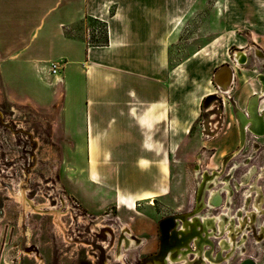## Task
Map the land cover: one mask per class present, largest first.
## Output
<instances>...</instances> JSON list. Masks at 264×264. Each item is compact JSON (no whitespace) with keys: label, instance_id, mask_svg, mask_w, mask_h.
<instances>
[{"label":"crops","instance_id":"obj_1","mask_svg":"<svg viewBox=\"0 0 264 264\" xmlns=\"http://www.w3.org/2000/svg\"><path fill=\"white\" fill-rule=\"evenodd\" d=\"M248 43L264 63V0H0V77L20 66L39 83L50 71L63 130L77 147L78 130L90 131L85 161L70 163L85 178L74 194L92 211L117 205L119 188L154 200L170 175L174 72L236 64L235 46L247 65Z\"/></svg>","mask_w":264,"mask_h":264},{"label":"rangeland","instance_id":"obj_2","mask_svg":"<svg viewBox=\"0 0 264 264\" xmlns=\"http://www.w3.org/2000/svg\"><path fill=\"white\" fill-rule=\"evenodd\" d=\"M93 23L104 31L102 24ZM212 26L205 23L206 31L213 30ZM248 47L254 49L249 43ZM235 49L240 48L231 49L236 62L229 63L235 69L232 86L225 92L219 91L227 103L223 128L215 136H205L199 114L203 97L216 90L213 75L221 64L202 70L175 71L174 130H169L173 139L170 175L167 185L153 190L156 196L164 195L155 196L153 204L148 198L137 200L140 192L119 188L117 205L112 200L105 211L87 209L74 194L76 186L84 189L85 178L79 175L83 173L81 168L71 165L70 158L85 161V139L90 131L78 130L77 147L67 130H63L62 98L59 92L53 97L50 71L42 69L44 78L39 83L24 79L20 66L13 68L10 81L0 77V264L160 263L154 261L155 255L162 253V249L167 251L162 221L183 216L176 219L177 224L185 222V215L193 216L202 175L216 171L230 180L235 191L232 197L235 225L241 226L238 214L248 222L239 229L236 261L233 263L231 259L230 264H241L247 258L253 264H264V130L258 134L247 130L244 147L236 156H230L240 148L238 112L242 109L247 113L254 96L262 92L258 74H264V63L253 50L244 65L237 59ZM257 109L260 113L264 109V94L257 98ZM111 145L105 144L102 152L113 150L117 154L118 149ZM90 152L93 153L92 148ZM224 160H228L225 165ZM251 169L254 172L249 184L238 190L237 185L243 183ZM164 170H168L167 166ZM253 185L260 191L252 192L248 211H255L256 202L263 208L262 213L254 215V220L247 211H239L245 207L242 194ZM95 192L109 194L103 184L95 185ZM210 213L217 211L208 209L198 214ZM124 225L132 229L127 237L137 244L125 246L121 240Z\"/></svg>","mask_w":264,"mask_h":264},{"label":"flooded vegetation","instance_id":"obj_3","mask_svg":"<svg viewBox=\"0 0 264 264\" xmlns=\"http://www.w3.org/2000/svg\"><path fill=\"white\" fill-rule=\"evenodd\" d=\"M244 55V54H243ZM247 56V54H245V57ZM244 58V56H242ZM241 58V60L243 59ZM247 59V58H246ZM234 62V61H233ZM232 64V62H230ZM229 63L226 64H222L220 65L216 70L215 73L217 71H219L222 67L227 66V65H231ZM233 65V64H232ZM231 65V66H232ZM233 67V66H232ZM233 70H235L233 68ZM234 77H235V71H234ZM261 77L263 80H261ZM214 79V85H215V92L213 94H210L208 96H204L201 103H200V117H201V127L202 130L205 134V136H207V132H206V128H205V115L206 113H211L212 116H215L212 119V123L214 125H216V131L214 132L215 136L219 130H221V127L223 126L224 122H225V117H226V111H227V103L225 102V99L223 97V95L221 93H219V91L221 90L223 91L222 87L219 86V84L217 83V81ZM258 79L262 85V92L257 93L256 96H254L252 102L250 104L254 105L247 107V113L243 112L242 109L239 110L238 112V117L241 118V120L243 122H246V126H240L239 124V128H240V135H241V130L244 133V141L243 143H239L240 148L235 151L232 156H236L239 151L244 147L245 145V136L248 131H252V132H257V134L259 132H262L264 130V109L261 110L262 112L260 113L259 110L257 109V98L259 96H261L262 94H264V74L263 73H259L258 74ZM234 80V79H233ZM226 86V85H225ZM232 86V85H231ZM210 98H215L216 100L213 102L212 106L206 108V103ZM221 104H223L222 107V111H219V106H220V102ZM208 109V110H207ZM253 114H255L256 116L259 117V120L256 122L255 125H252L251 119ZM260 121V123H259ZM228 160H224V165L226 164ZM199 171V169H198ZM254 170L251 169V171L247 174L249 177L246 178V176L243 178V183H241L240 185H237L238 190H241L243 188V186H246L247 184H249V181L251 180V175L253 174ZM199 173L201 174V172L199 171ZM203 181L199 182V189L197 191L198 193V207L197 210H199L200 212L202 211H208V209H215V211H217L216 214H221L224 211H229V207H230V211L229 213H231L232 215H234V210H233V206H232V197L234 196L235 191L233 190V186L230 183L229 179H226V177L222 178L221 173L219 172H214L213 174H209L207 175L206 173L202 175ZM204 178H206V180H204ZM220 178H222L220 180ZM214 179L215 182H210V186L206 187L207 183L209 180ZM200 183L202 184L200 186ZM201 187V188H200ZM217 187V188H216ZM208 188H212L213 190L216 191L215 194V199L213 201L214 204V208H209V206L207 205L209 202H207L209 200L210 197V191ZM259 192L260 188L257 185H253L251 188L247 189L245 191V193H243L242 195L244 196V209H240L239 211H243V213H246V210H248V204L250 202V198L253 197L252 192L253 191ZM247 193H249V197H247ZM230 197V200H229ZM249 200V201H248ZM248 201V204L246 203ZM259 203V202H258ZM155 204V203H153ZM260 204V203H259ZM237 210V209H236ZM199 212V213H200ZM236 212V211H235ZM263 212V208L260 205V209L257 210L255 207V211L252 212L254 213V215L256 214H260ZM212 214V213H210ZM192 215V214H189ZM215 215V214H213ZM188 215H185L184 217H186ZM180 217L183 216H179V217H175L172 216V222L170 221L169 225L167 226V238H165V240H167V251H163L162 249V253H169L170 251H172L173 253V257L177 258L180 254V252L183 253V255L185 256V258L187 259V261L191 260L193 263H198L201 264L202 262H204L205 264H230V263H234L236 261V242H237V238H238V234L235 233L234 231H231L230 233L224 232V233H220V230L218 229V225L216 223H213L211 226H213L214 229V233H212V228L209 227L206 223L198 220L199 218H197V222L198 224L195 226V224L192 227H189L190 229L188 233L185 234H179L180 231H185L181 228V225L184 223V221L182 220L181 223L176 224V219L178 220ZM236 216L233 217V219H235ZM248 223V222H247ZM170 226V227H169ZM243 226V225H242ZM241 226V227H242ZM232 227H234V225H232ZM179 234V235H178ZM223 234H226V238H223ZM217 235V236H216ZM228 235L232 236V240L234 241V243H232L231 241H228ZM176 236V237H175ZM213 239H209L212 238ZM164 240V239H163ZM222 241L224 242V244H229V251L226 252L223 250L222 248ZM233 244H234V249H233ZM164 249V250H165ZM234 252H231V251ZM197 252H200V255L197 256ZM162 253H160L159 255H155L154 261L156 262V260L161 259L162 257L160 256ZM229 255V257H227ZM206 256H208V258H206ZM235 257V258H234ZM234 258V259H233ZM233 260L232 262L230 260ZM249 260L244 259L243 262ZM250 261V260H249ZM243 262L241 264H243ZM248 264H253L251 261Z\"/></svg>","mask_w":264,"mask_h":264},{"label":"bare ground","instance_id":"obj_4","mask_svg":"<svg viewBox=\"0 0 264 264\" xmlns=\"http://www.w3.org/2000/svg\"><path fill=\"white\" fill-rule=\"evenodd\" d=\"M245 54L246 53H244V51L243 52H237L236 56H237V58L239 60H241V58H243L242 56H244V58H245ZM213 78H215V80L217 81L219 86L222 87L223 91H227L231 87V85L233 83V79H234L233 67L231 65H227V66L222 67L216 73L214 71ZM261 80H263L262 77H261ZM213 82H214V79H213ZM210 94H213V93H210ZM210 94H208V95H210ZM215 100H216L215 98H210L207 101V103H206V108L212 106V104H213V102ZM219 102H220L219 111H222L223 104H221V101H219ZM251 106L254 107V105L250 104L249 108ZM214 117L215 116H212L211 113H206V115H205V128H206V132H207V137H211V135H214V132L216 131V125H214L212 123V119ZM238 120H239L240 126H246V122H243L241 120V118L238 117ZM258 120H259V117L256 116L255 114H253L252 119H251L252 125H255ZM259 123H260V121H259ZM240 141H241V143H243V141H244V133H243L242 130H241V135H240ZM197 173L200 174L198 169H197ZM248 177L249 176L247 175L246 178H248ZM204 180H206V178H204ZM210 182H215V180L214 179L209 180L207 185H206V187L210 186ZM201 185L202 184L200 183V186ZM208 189L210 191L209 192L210 193V200H209V203L207 205L209 206V208H214L213 201L215 199L216 191L213 190L212 188H208ZM247 197H249V193H247ZM22 199L25 200L26 198L23 196ZM229 200H230V197H229ZM248 201L246 202L247 204H248ZM151 203H154V202L151 201ZM134 205L135 204H132V206H134ZM255 207H256L257 210H259L260 209V204L258 202H256ZM245 210L247 211L249 218L254 220V218H253L254 214L251 213L250 211H248L247 209H245ZM229 211H230V207H229ZM229 211L226 210V211H224L221 214H215V215H212V214L199 215L198 213L200 211L196 209V211L193 214V216H189V215L187 216V218L185 219L184 224L181 225V228L183 230H185V231H180L179 234L183 235L185 233H188L189 232L188 229H190L189 227H192L194 224L196 226L198 224L197 218H199L200 221L206 223L209 227H211L212 228V233H214V229H213V226H211V225L213 223H216L218 225L217 227L220 230L221 234L224 233V232L230 233L231 231H234V230H235V233L238 234L239 229L242 226V224L244 225L247 221H246L245 217H241L240 214H238V216L240 217L241 226L235 225L234 219H233L234 216L231 213H229ZM175 217H179V216H175ZM170 221L172 222V218L171 217L163 220L162 224H161V230H162V233H163V237H164L163 239L164 240H165V238H167V235H168L167 234V230H168L167 226L169 225ZM232 225H234V227H232ZM127 226L123 227L125 233L123 234V238L121 240L124 242L126 247H129V246H132L134 243L135 244H137V243H136V241L134 239H132L130 237H127V232H129L128 230H132V229L127 228ZM227 240L231 241L232 243H234V241L232 240V236L231 235H228ZM221 244H222V248H223L224 251L229 250V244H224L223 241H222ZM235 246H236V248L239 247V242L238 241L236 242ZM233 249H234V244H233ZM199 255H200V252H197V256H199ZM117 256L120 257L121 256V252H119L117 254ZM160 256L162 257V260L158 259L157 261H159L160 263H157V264H198L196 262L193 263L191 260L187 261V259L185 258V256L183 255L182 252H180V254H179V256L177 258L173 257L172 251H170L169 253L168 252L167 253L163 252ZM227 257H229V255ZM206 258H208V256H206ZM249 262L250 261L247 260V261L243 262V264H248ZM201 264H205V263L202 262Z\"/></svg>","mask_w":264,"mask_h":264},{"label":"built area","instance_id":"obj_5","mask_svg":"<svg viewBox=\"0 0 264 264\" xmlns=\"http://www.w3.org/2000/svg\"><path fill=\"white\" fill-rule=\"evenodd\" d=\"M54 67H55V68L53 69V72H56V66L54 65Z\"/></svg>","mask_w":264,"mask_h":264}]
</instances>
